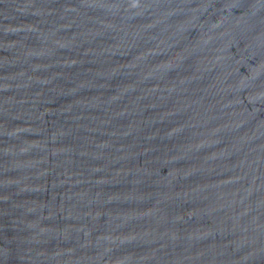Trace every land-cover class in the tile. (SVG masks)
Wrapping results in <instances>:
<instances>
[{
	"label": "water",
	"instance_id": "1",
	"mask_svg": "<svg viewBox=\"0 0 264 264\" xmlns=\"http://www.w3.org/2000/svg\"><path fill=\"white\" fill-rule=\"evenodd\" d=\"M0 264H264V0H0Z\"/></svg>",
	"mask_w": 264,
	"mask_h": 264
}]
</instances>
